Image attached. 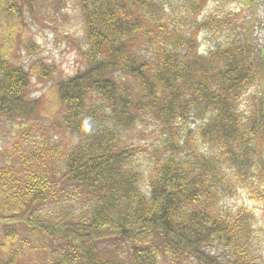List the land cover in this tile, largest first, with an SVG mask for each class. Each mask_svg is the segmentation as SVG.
<instances>
[{"label":"trees","instance_id":"16d2710c","mask_svg":"<svg viewBox=\"0 0 264 264\" xmlns=\"http://www.w3.org/2000/svg\"><path fill=\"white\" fill-rule=\"evenodd\" d=\"M62 1L6 7L21 20L24 8ZM73 1L86 68L56 84L60 109L35 144L21 130L18 166H0L5 234L32 239L41 264H258L251 214L219 207L264 185V54L252 22L237 32L229 0H212L216 21L202 22V0ZM208 30L221 34L205 56L198 36ZM49 74L38 68L40 79ZM254 82L261 95L243 115ZM30 92L28 72L0 54V123L41 119ZM145 127L162 140L143 191L131 134Z\"/></svg>","mask_w":264,"mask_h":264},{"label":"rangeland","instance_id":"374dc122","mask_svg":"<svg viewBox=\"0 0 264 264\" xmlns=\"http://www.w3.org/2000/svg\"><path fill=\"white\" fill-rule=\"evenodd\" d=\"M201 5L199 21L214 18L212 15L215 12V1L202 0ZM225 6L235 15L232 25L237 32L243 31L242 28L252 22L255 51L258 53V49H262L264 54V0H229L228 3L225 1ZM174 11L178 21L182 14L181 8ZM220 34L201 31L198 36L199 53L206 56L210 49H214L220 41ZM145 49V45H142L140 52L146 53ZM0 54L4 55L13 67L23 68L28 72L31 90L29 98L37 99L39 103L40 120L0 123V166H18L20 153L13 150V145L20 139L21 130H24L23 136L28 138V143L35 144L40 137L38 129L47 128L60 109L56 84L86 68L84 25L76 2L62 1L60 5L55 6L37 4L32 11L24 8L22 18L18 20L8 12L6 0H0ZM38 68L50 73L49 79H40ZM260 95L261 87L254 82L239 101L240 112L247 115L252 103L260 98ZM30 128L35 134L33 130L29 132ZM131 140L141 150L136 158L135 168L143 174L144 182L141 188L145 191L150 172L161 159L162 136L155 128L145 127L142 132L137 130L135 134H131ZM261 156L264 162V152ZM260 174L264 182V165ZM259 189L238 190L234 194L226 195L219 207L223 210L222 214L227 212L233 216L240 209L251 214L249 244L258 264H264L262 182ZM215 252L219 256L222 255V247L216 248ZM38 253L34 241L26 238L21 230H17L13 236H7L0 225V264H41Z\"/></svg>","mask_w":264,"mask_h":264}]
</instances>
